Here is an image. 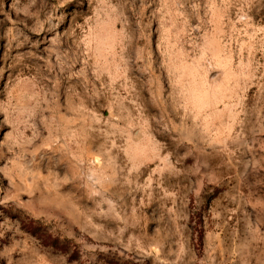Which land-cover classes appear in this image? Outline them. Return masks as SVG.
Masks as SVG:
<instances>
[{
  "label": "rangeland",
  "instance_id": "374dc122",
  "mask_svg": "<svg viewBox=\"0 0 264 264\" xmlns=\"http://www.w3.org/2000/svg\"><path fill=\"white\" fill-rule=\"evenodd\" d=\"M0 264H264V0H0Z\"/></svg>",
  "mask_w": 264,
  "mask_h": 264
}]
</instances>
